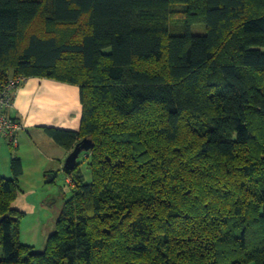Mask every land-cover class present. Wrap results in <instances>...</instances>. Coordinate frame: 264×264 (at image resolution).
<instances>
[{
    "label": "trees",
    "instance_id": "16d2710c",
    "mask_svg": "<svg viewBox=\"0 0 264 264\" xmlns=\"http://www.w3.org/2000/svg\"><path fill=\"white\" fill-rule=\"evenodd\" d=\"M16 77L77 87L79 130H43L92 145L43 251L20 239L12 156L0 264H264V0H0Z\"/></svg>",
    "mask_w": 264,
    "mask_h": 264
},
{
    "label": "crops",
    "instance_id": "0c3cea01",
    "mask_svg": "<svg viewBox=\"0 0 264 264\" xmlns=\"http://www.w3.org/2000/svg\"><path fill=\"white\" fill-rule=\"evenodd\" d=\"M10 117L16 118L24 127L18 134V154L0 137V169L5 177L11 176V160L15 154L23 162V156L34 149L36 152L43 151L44 143L48 137L43 128L78 131L81 123L82 107L79 100V89L75 86L60 83L49 79L27 78L15 93L13 107L8 111ZM34 138L39 145H35ZM4 143H3V142ZM52 141V140H51ZM53 142V141H52ZM6 145L3 148L1 145ZM52 149L58 150L53 155L43 159H37L40 163L46 162V171L53 170L57 175L63 173L66 159L70 153L60 151L59 146L49 141ZM55 145V146H53ZM26 146L23 152L21 148ZM60 151V152H59ZM24 166V165H23ZM44 167V168H45ZM43 168V167H42ZM25 170V169H24ZM5 171V172H4ZM43 173V177H44ZM44 204H42V207Z\"/></svg>",
    "mask_w": 264,
    "mask_h": 264
},
{
    "label": "rangeland",
    "instance_id": "374dc122",
    "mask_svg": "<svg viewBox=\"0 0 264 264\" xmlns=\"http://www.w3.org/2000/svg\"><path fill=\"white\" fill-rule=\"evenodd\" d=\"M191 31L203 34L205 32V26L202 24L194 25ZM46 138L45 140H47V142L44 143V149L41 153L32 149L23 156L25 170L21 184L22 192L14 203L15 208L25 212V216L20 221L19 227L22 243L33 245L39 251L45 250L49 237L56 231L58 215L64 203L72 195V188L63 173L58 174L54 182H49L45 174L43 177L45 171L43 169H46L47 165L46 162L40 163L37 159H43L42 156L45 157V155H53V152L56 153L55 150H58L56 147L52 149L49 141L52 144L53 142L49 137ZM34 143L36 146H41L35 138ZM1 146L6 148L4 144ZM24 149H26V146H24L23 149L21 148V152H23ZM59 149H61L60 151L64 150L60 147ZM15 152L18 154L17 149H15ZM81 159L82 157L80 161ZM0 169H2V166H0ZM83 173L86 181H90V175L86 168L83 169ZM0 175H4L1 170ZM42 204H44L43 207ZM257 239L259 241V238ZM254 242L256 244L255 246L261 244V242L259 243L257 240Z\"/></svg>",
    "mask_w": 264,
    "mask_h": 264
},
{
    "label": "built area",
    "instance_id": "2783aa9c",
    "mask_svg": "<svg viewBox=\"0 0 264 264\" xmlns=\"http://www.w3.org/2000/svg\"><path fill=\"white\" fill-rule=\"evenodd\" d=\"M25 81L23 77L10 78L7 84L0 85V135L6 143L18 147V134L24 130L21 124L13 122L8 111L13 107L15 93Z\"/></svg>",
    "mask_w": 264,
    "mask_h": 264
},
{
    "label": "water",
    "instance_id": "95a60500",
    "mask_svg": "<svg viewBox=\"0 0 264 264\" xmlns=\"http://www.w3.org/2000/svg\"><path fill=\"white\" fill-rule=\"evenodd\" d=\"M91 145L92 144L90 140H82L80 143H78L74 150L67 157L65 168L67 170H73L76 166L80 154L84 151L87 152L90 149Z\"/></svg>",
    "mask_w": 264,
    "mask_h": 264
}]
</instances>
